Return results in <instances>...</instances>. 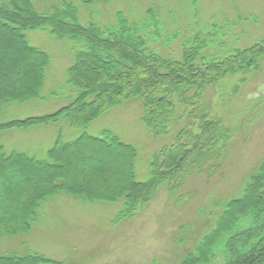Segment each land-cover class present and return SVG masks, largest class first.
<instances>
[{
	"label": "trees",
	"instance_id": "1",
	"mask_svg": "<svg viewBox=\"0 0 264 264\" xmlns=\"http://www.w3.org/2000/svg\"><path fill=\"white\" fill-rule=\"evenodd\" d=\"M78 13L69 0H58L45 12H39L32 0L0 1V25L9 23L14 32L0 27V111L11 104L42 100L50 57L29 45L28 32L48 28L54 39H69L81 46L66 72L67 83L77 91L75 99L55 113L0 119V133L60 120L70 129H85L130 101L141 108V124L152 137L169 136L184 117L187 124L159 152L161 160L158 153L153 155L147 182L136 179L137 150L109 131L100 136L82 133L64 142L60 129L44 159L26 152L5 153L0 147V192L5 199L0 201V222L9 224L0 223V238L29 232L41 205L61 194L85 202L122 201L116 217L125 219L145 206L151 190L162 183L169 188L173 185L175 191L189 175L207 169L209 174L217 168L216 160L219 167L220 155L231 141L230 130L211 114L209 93L221 82H234L237 75L247 74L264 58L263 43L244 49L223 43L230 23L225 24V35L218 36L222 28L213 25L214 34L197 31L184 39L181 58L175 60L158 52L179 34L163 37L164 24L153 10L147 12L149 21L141 22L142 16L137 14L133 18L138 20L132 22L131 16L128 19L117 13L114 21L104 25H84ZM63 162L64 170L58 172L57 166ZM177 178L181 184L175 182ZM263 195L264 159L248 176L240 195L224 201L209 233L181 264H209L221 250L223 264H264V212L258 210L264 207ZM0 264L56 263L38 254H12L0 255Z\"/></svg>",
	"mask_w": 264,
	"mask_h": 264
},
{
	"label": "rangeland",
	"instance_id": "2",
	"mask_svg": "<svg viewBox=\"0 0 264 264\" xmlns=\"http://www.w3.org/2000/svg\"><path fill=\"white\" fill-rule=\"evenodd\" d=\"M69 1L79 11L84 25H104L114 21L117 13L128 19L131 16L132 22L138 20L133 18L137 14L142 16L141 22L149 21L147 12L153 10L158 22L164 24L163 37L179 34L168 48L158 52L175 60L181 58L184 39L197 31L214 34L210 29L213 25L222 28L219 36L225 35V24L230 23L229 34L223 38V43L230 47L244 49L257 43L264 45V0H111L90 4L86 3L89 0ZM32 2L39 12H45L46 7L50 9L58 0ZM0 27L14 33L9 23ZM27 40L29 45L50 57L41 90L42 100L11 104L1 109L0 119L23 120L55 113L76 97L77 91L67 83L66 72L81 46L69 39H54L48 28L28 32ZM232 80L234 82H221L209 93L212 95L211 114L230 130L231 141L220 155L223 158L219 160V167L216 160V169L209 174L207 169L201 174L189 175L175 191L171 189L173 185L169 188L167 183H162L151 190L145 206L125 219L116 217L122 209V201L85 202L64 194L55 196L41 205L29 232L0 238V255L38 254L56 264H181L198 240L209 233L224 201L240 195L248 176L264 159V58L250 67L247 74L237 75ZM141 115V108L130 101L100 116L85 129H70L60 120L57 124L1 132L0 147L5 153L26 152L44 159L60 129L64 142L82 133L100 136L109 131L137 150L136 179L147 182L151 158L174 141L187 120L184 117L169 136L155 138L141 124ZM64 166V162L58 165L57 171H63ZM178 180L175 182L181 184ZM3 196L0 192L1 202L5 200ZM258 210L263 213L264 207ZM224 259L221 250L209 264H223Z\"/></svg>",
	"mask_w": 264,
	"mask_h": 264
}]
</instances>
